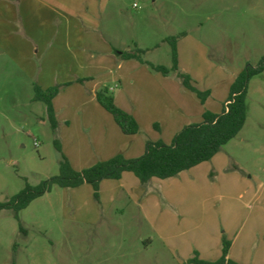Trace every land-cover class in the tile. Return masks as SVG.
I'll list each match as a JSON object with an SVG mask.
<instances>
[{"label":"crops","instance_id":"obj_1","mask_svg":"<svg viewBox=\"0 0 264 264\" xmlns=\"http://www.w3.org/2000/svg\"><path fill=\"white\" fill-rule=\"evenodd\" d=\"M121 5L122 0H0V74L8 80L17 76L33 89L35 84L43 90L64 86L52 104L63 153L77 171L116 155L140 157L148 140L170 144L184 126L200 122L205 111L220 113L227 101L212 109L172 75L123 59L131 49L108 32L106 16L110 6ZM106 86L116 105L137 120L138 134H123L99 105L96 92ZM29 101L39 102L33 96ZM30 112L48 123L42 112ZM237 165L219 151L209 161L147 186L125 172L100 183V204L88 184L66 189L67 194L62 190L72 223L96 237L83 246L85 264H146L139 257L143 252L154 255L147 264H187L195 255L216 261L224 239L230 242L228 259L264 264V181L256 178L252 189L251 177L238 175ZM127 212L139 217L134 219L147 229V237L134 246L102 241L104 232L118 230L122 236L125 229L140 228L135 222L131 228L123 225Z\"/></svg>","mask_w":264,"mask_h":264},{"label":"rangeland","instance_id":"obj_2","mask_svg":"<svg viewBox=\"0 0 264 264\" xmlns=\"http://www.w3.org/2000/svg\"><path fill=\"white\" fill-rule=\"evenodd\" d=\"M106 16L109 33L133 53L143 50L142 58L156 65L172 66L174 38L180 71L191 77L198 91L208 93L204 104L212 109L228 99L235 78L264 57V0H122L119 8L110 6ZM2 78L0 202L18 194L26 182L38 185L57 175L60 159L49 124L30 112L36 109L47 120L45 104L29 101L32 85L17 76L8 80L0 74ZM220 152L240 164L237 174L245 180L251 177L252 189L256 178L264 181V71L249 83L243 129ZM52 190L20 212L26 233L19 231L11 211L0 212V264H85L83 246L96 237L72 223V208L60 193L67 194L66 188ZM112 215L107 218L116 223ZM134 218L139 219L130 212L121 216L123 225L131 228L135 222L140 227ZM104 233L102 241H122L124 246L139 244L148 235L145 227L125 229L122 236L118 230ZM151 255L143 252L139 257L147 264Z\"/></svg>","mask_w":264,"mask_h":264},{"label":"trees","instance_id":"obj_3","mask_svg":"<svg viewBox=\"0 0 264 264\" xmlns=\"http://www.w3.org/2000/svg\"><path fill=\"white\" fill-rule=\"evenodd\" d=\"M171 39L172 66L156 65L144 60V51L137 49L124 52L123 59H135L146 65L151 71L161 73L164 76L172 75L180 80L188 90L196 93L202 103L207 92L196 89L191 77L180 71L178 67V53L176 41ZM264 71V57L260 64L253 68L247 66L234 80L230 93L220 113L205 111L202 120L184 126L173 138L170 144L163 141L148 140L144 153L140 157L126 158L116 155L108 160L83 170H75L67 157L62 152L59 138V122L53 108L52 100L60 93L64 86H54L43 90L37 84L34 85L33 101H40L46 107V119L55 136L54 145L60 155L59 173L38 185L26 182L25 187L12 198L0 202V212L11 211L19 223V231L26 233L20 221L19 214L34 200L51 192L53 187L72 189L88 184L93 189L94 199L100 204V183L106 179H120L123 173H133L140 184L147 186L153 179L166 180L178 176L203 162L209 161L223 146L237 137L246 123V98L248 86L253 77ZM99 105L113 118L116 125L125 135H136L140 132V126L133 115L118 107L114 94L108 86L100 88L96 92ZM158 128V125L155 126ZM230 242L223 240L222 255L216 261L200 260L197 255L187 260V264H237L227 258Z\"/></svg>","mask_w":264,"mask_h":264},{"label":"built area","instance_id":"obj_4","mask_svg":"<svg viewBox=\"0 0 264 264\" xmlns=\"http://www.w3.org/2000/svg\"><path fill=\"white\" fill-rule=\"evenodd\" d=\"M34 145L37 147L38 146V141H35L34 142Z\"/></svg>","mask_w":264,"mask_h":264}]
</instances>
